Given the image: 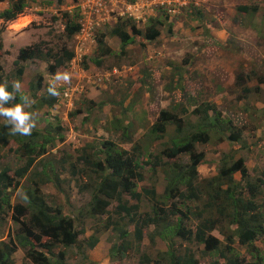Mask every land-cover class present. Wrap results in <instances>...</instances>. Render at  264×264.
Masks as SVG:
<instances>
[{"label": "rangeland", "instance_id": "1", "mask_svg": "<svg viewBox=\"0 0 264 264\" xmlns=\"http://www.w3.org/2000/svg\"><path fill=\"white\" fill-rule=\"evenodd\" d=\"M12 6L13 1L0 2V14ZM242 7L249 10L244 12ZM252 8L258 12H252ZM129 20L134 41L122 51L120 40L111 32ZM76 23L82 29L69 37L65 29ZM154 25L161 35L148 41L146 32ZM101 38L105 41V53L109 50L110 54L102 57L98 65L91 59L101 56L98 44ZM0 40L4 84L13 86L14 82H20L16 94L28 98L30 106L24 110L33 114L32 133H43L38 147L45 149L29 173L19 178L16 173L26 165L27 158L20 155L22 150L12 140L1 145L0 173L8 171L14 183L20 181L19 188H12L9 209L16 204L27 205L26 198L34 190L32 179L42 173L51 174L53 167L62 184L59 189L53 183L43 185L44 197L52 208H60L63 215L73 218L75 230L82 233L75 245L54 246L51 253L37 245L36 249L47 260L54 264L63 251V264H158L163 253L174 249L188 253L196 264H227L224 255L237 257L245 264H264V235L249 245H241L234 237L232 250L228 252L226 238L232 235L233 226L219 213L213 217L219 220L212 232L220 241L215 251H207L196 241L172 236L168 240L157 238L156 244H152L151 236L157 232L154 226L147 227L143 240L138 241L135 226L139 218L127 216L123 207H137L138 213L152 214L154 201L146 196L138 201L123 195L121 201L112 202L106 215H92L88 208L92 192L84 191L83 187L91 186V180L101 174L93 175L80 160L84 156L103 159V145L108 140L123 153L138 155L140 151L139 172L144 179L137 181V192L154 187L158 203L163 202L169 208L174 200L165 201L164 195L170 165L176 162L187 165L190 157L183 154L171 160L161 156L170 146L175 126H169L167 135L158 138L149 136L150 129L163 111L196 123L197 108L211 104L216 107L218 117L231 122L229 131L239 130L242 137L239 144H232L222 142L219 135L212 133L208 143L196 146L195 151L205 157L198 167V185L205 186L206 181L216 176L220 161L233 151L237 152L236 160H246L249 181L256 183L263 179L264 0H24L23 14L15 21L0 20ZM30 47L41 49L44 60L20 62L24 75L19 77L16 62L21 50ZM63 49L75 57L51 74L49 68L55 61L46 54L63 57ZM64 73L69 74L70 82L56 80L57 74ZM41 80L44 89L38 92V97L50 87L59 93L54 107L41 104L32 94ZM5 106L14 105L9 102ZM0 124H7L5 118L0 117ZM50 136L53 141L44 145ZM74 164L80 171L76 177L71 174ZM236 179L240 181L241 175L237 174ZM175 201L189 216L184 224L196 227L200 220L192 214L204 209L203 196L200 201ZM257 203L264 225V195L257 198ZM12 214L9 210L6 216L1 215L5 220L0 221V242L11 241L20 230ZM179 215L172 217L174 223ZM93 238L98 240L94 248ZM44 242L53 240L44 237L41 243ZM12 258L15 264H35L26 259L25 251L16 252Z\"/></svg>", "mask_w": 264, "mask_h": 264}, {"label": "trees", "instance_id": "2", "mask_svg": "<svg viewBox=\"0 0 264 264\" xmlns=\"http://www.w3.org/2000/svg\"><path fill=\"white\" fill-rule=\"evenodd\" d=\"M13 1L12 8L0 14V20L8 23L15 21L19 15L23 14L24 0H0V2ZM133 1V0H127ZM241 10L247 12V7H242ZM252 12L257 13V8H252ZM131 20L126 23L119 24L112 30L111 35L116 37L121 42V49L124 51L129 45L133 44V37L129 32ZM155 25H157L155 23ZM151 27L147 30L145 39L154 41L160 37L161 33L157 27ZM135 30V26H132ZM82 26L78 23L68 25L65 29L67 35L72 37L80 32ZM139 32V31H136ZM171 32V31H170ZM140 34V33H136ZM100 47V58L91 59L95 64L100 65V59L106 57L109 53H105L106 47L104 38L98 41ZM3 50V44L0 40V53ZM63 57H58L56 54H46L49 60L55 61V65H51L49 71L55 74L59 68L65 66L67 62H71L75 54L63 49ZM43 51L39 48L22 49L16 64L18 65L17 74L19 77L24 75V68L20 66V62H28L30 60L43 59ZM44 60V59H43ZM0 84H4L3 69L0 66ZM38 89V90H37ZM44 89L42 80L37 86L33 87V96L41 104L48 107H54L59 99L49 93L48 88L43 95L38 92ZM7 90L13 92V86L7 85ZM15 100L10 101L11 105L21 103V97L15 92ZM181 111L187 112L186 109ZM198 121L196 123H188L185 120L179 119L175 113L163 111L149 132L150 137H165L168 127L173 125L176 127L175 135L170 138V146L162 153V157L176 159L180 155H189L190 162L187 165H180L177 162L171 164L170 174L167 177V187L165 191V201H172L171 206L166 208L163 202L160 204L157 201V192L152 189H143L142 193L137 192V181H143L144 177L139 172L140 165L138 155L123 153L116 148L113 141H106L103 145L104 158L91 159L84 156L83 160L92 171L93 175H100L91 186L85 185L83 190H91L92 197L88 208L94 216H103L107 214L108 208L113 201H121L123 195H130L134 199L140 201L143 196L151 198L155 205L152 214L138 213V208H129L127 205L123 209H127V216L139 218V223L135 226V236L138 241L143 240V232L149 226H154L157 232L151 236V243L156 244V239L168 240L170 236L181 238L187 242L196 241L206 248L207 251H215L218 249L220 241L213 237L212 232L216 230L219 224L218 219H214L215 214L225 216L229 219L233 226L232 235L227 236L228 245L227 251L232 250L234 237H237L241 245H249L264 235V225L262 224V215L259 213L260 206L257 203V198L264 195V178L258 179L256 183L248 180L249 171L246 166L245 159L236 160V151L220 161L219 173L206 181L205 186L198 185V167L204 162V155L198 154L195 148L198 144H206L210 141L212 133L219 135V139L227 140L232 144L241 142V133L239 130L229 131L231 122L223 121L218 117V112L215 106L211 104L201 105L195 111ZM233 128V127H231ZM127 130V127L126 129ZM42 132L34 131L31 135H13L7 124H0V147L7 144L8 140H12L22 150L26 160V165L20 168L16 175L23 178L29 173V169L34 165L35 159L44 154V147H38L39 137ZM53 141L50 136L44 140V145ZM40 148V149H38ZM144 151V147H140ZM17 148L16 151L20 152ZM93 158V157H92ZM230 159V160H229ZM160 163V158H158ZM79 164V163H78ZM71 174L76 177L80 174L78 165L71 166ZM90 170V171H91ZM52 167L50 173H42L39 178L32 179L34 184L33 191L29 192V197L26 198L27 205L16 204L11 208L10 197L13 189L19 188L20 181L14 183L11 180L8 171L0 173V221H4L5 217L11 210V215L14 221L20 224V230L17 231L15 237L9 242H0V264H15L12 256L18 251H25L26 259L35 264H52V261L47 260V256L37 248L41 246L46 252L51 253L54 246L61 245L63 247H71L78 241V237L82 234L75 230L74 219L63 215L60 208H52L46 201L42 192V186L46 183H53L58 189L62 181L58 175H54ZM87 173L88 171H82ZM241 175V180L236 179V175ZM41 186V187H40ZM13 188V189H12ZM201 196L204 200V209L194 215L200 220L196 227H189L184 224L188 220L187 213L179 209V203L175 200H192L200 201ZM188 211H191L190 209ZM120 211L117 212L119 214ZM180 214V215H179ZM178 221L174 223L172 217L178 216ZM143 222V224H142ZM10 231V228H9ZM126 235V233H124ZM46 237L48 240H53V243H41V239ZM98 240L93 238L91 247L97 245ZM42 244V245H41ZM65 253L61 251L54 264H63ZM227 264H245V261L239 258L227 257L224 255ZM196 264L195 260L188 255L182 254L180 251L170 250L163 253L158 264Z\"/></svg>", "mask_w": 264, "mask_h": 264}, {"label": "clouds", "instance_id": "3", "mask_svg": "<svg viewBox=\"0 0 264 264\" xmlns=\"http://www.w3.org/2000/svg\"><path fill=\"white\" fill-rule=\"evenodd\" d=\"M56 80H62L64 82H70V76L67 73L57 74ZM21 88L19 81L13 83V92L7 90V85L0 84V117L5 118L7 125L10 128V132L13 135L19 134L23 136L31 135L32 129L35 127L33 120V114L26 112L24 109L26 106H30L27 97H21V103H16L14 106L6 107L10 101L15 100V92H18ZM49 93L53 96L59 95L54 87L48 89Z\"/></svg>", "mask_w": 264, "mask_h": 264}]
</instances>
